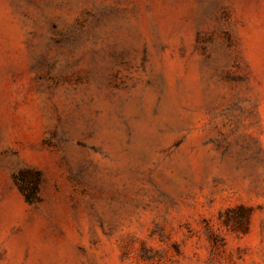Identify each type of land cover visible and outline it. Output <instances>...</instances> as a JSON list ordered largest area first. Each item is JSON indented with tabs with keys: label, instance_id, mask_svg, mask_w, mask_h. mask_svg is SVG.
I'll return each instance as SVG.
<instances>
[{
	"label": "rangeland",
	"instance_id": "374dc122",
	"mask_svg": "<svg viewBox=\"0 0 264 264\" xmlns=\"http://www.w3.org/2000/svg\"><path fill=\"white\" fill-rule=\"evenodd\" d=\"M0 264H264V0H0Z\"/></svg>",
	"mask_w": 264,
	"mask_h": 264
}]
</instances>
